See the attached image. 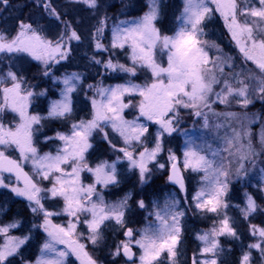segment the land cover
I'll return each mask as SVG.
<instances>
[{
	"label": "snow or ice",
	"instance_id": "6c2138e0",
	"mask_svg": "<svg viewBox=\"0 0 264 264\" xmlns=\"http://www.w3.org/2000/svg\"><path fill=\"white\" fill-rule=\"evenodd\" d=\"M76 2L84 3L89 8L97 7V0ZM0 3L7 5L8 0H0ZM209 3L215 5V9L209 7ZM183 5L181 14L176 18V30L171 35L162 34L156 27L161 15L162 0H146L147 10L142 16L120 21L113 26L112 47L125 48L127 45L131 49L133 66L114 64L111 59L107 62H94L104 63L106 68L131 74H135L137 65L147 67L151 70L153 82L144 86L124 84L107 88L97 87L96 94L100 99L91 100L92 118L73 123L69 133L58 132L55 139L62 141L63 146L56 149L55 155L50 152L41 155L35 146V137L43 127L42 120L63 119L72 114V97L81 86L82 75L71 72L65 73L63 77L52 76L54 83L59 82L63 87L59 89L60 99L50 102L46 116L28 113L33 95H46V90L38 94L25 90L24 79L11 70V64L9 70L0 75V85L10 83V86L0 87V113L11 111L19 117V123L12 126L0 121V188L10 189L16 196L25 197L34 216L42 217V223L33 224L32 228H43L46 233V239L39 248V255L34 261H30L25 260L21 253L22 246L31 239V229L29 235L15 236L10 234V230L18 228L19 221L0 225V264H66L69 255H74L80 264H97L86 250V245L81 243L83 234L77 236L81 214L91 217L83 223L88 228L86 239L93 246L103 239L101 229L105 222L114 220L117 225L126 228L125 213L129 210L128 201L131 194H127L117 203L107 204L96 188V185L108 187L120 183L117 178V161H103L95 168L85 163V153L92 147L89 141L95 133L102 134L107 140L108 133L104 129L111 127L114 133L119 134L125 147L117 149L115 145H111V141L109 144L114 151L123 153L129 170H139L140 182L143 184L150 173L149 162L155 161L157 154L163 150L162 137L181 131L179 109H190L194 116L202 117L203 127L207 129L210 127L209 116L204 110L211 112L213 102L228 105L230 99H236L242 107H247L252 102L249 96L253 91L258 92L264 99V0H183ZM44 7L49 15L59 19V13L51 7L50 0H46ZM213 11L220 13L239 52L246 61L253 62L259 72L257 74L252 69L233 72L231 76L239 86L234 87L225 79L224 88L215 93L216 101H211L210 98L214 92L213 85L219 83L217 73L223 74L224 65L231 57L224 54L218 45L200 39L205 35L204 22L211 18ZM105 23L106 18L100 21L95 37L96 48L107 51L99 40ZM65 29V33L53 43L42 38L32 24L21 22L15 36L0 32V58L7 57L11 60L18 53H27L46 65L44 75L49 76L52 67L50 62L59 63L60 60L67 59L69 49L65 46V37L68 41L80 40L74 29L69 31L68 22H65ZM206 48H215L220 55L211 58ZM157 49L161 55L167 56L166 67L157 62ZM88 87L91 89L94 86ZM134 92L141 97L138 104L132 105L131 100L125 103V95ZM129 107L138 108L139 116L136 119L124 118L123 112ZM212 115H224L227 118L235 114L212 112ZM141 118L159 127L155 134L154 147H144L137 158L134 152L128 149L142 144V138L148 132L147 125L140 122ZM214 127L218 131L223 125L216 124ZM185 135L187 136V132ZM248 135L247 132L242 134L233 129L231 135L218 137L225 145L222 149H213L206 142L197 144L188 136L185 142L184 168L203 173L202 187L192 197L197 209L220 214L221 209L229 207L222 199L227 192L230 175L226 162L230 166V158L238 157L239 167L236 174L239 176L244 171V161L251 160L255 164V157L259 155L250 138L247 144L241 143L243 136ZM52 139L54 138L45 137V140ZM261 143L264 145V134L261 135ZM13 151L18 152V158L9 154ZM221 152L228 153V157L222 156ZM119 159L120 157H117V160ZM169 160L173 162L169 180L179 184L183 190V178L175 163L176 156L171 152ZM25 164L31 165L33 175L24 170ZM158 166L164 168L163 164ZM68 168L70 171L66 170ZM83 171L94 175V184L84 185L81 182L80 174ZM261 171L264 172V169ZM35 178L40 181H52V187L42 189ZM21 182L22 187L18 186ZM49 198H62V212L72 218L66 227L52 223L50 218L61 213L45 208L42 201ZM137 203L140 208L146 207L143 200ZM178 204L179 201L173 198L166 201L163 207L153 205L155 211L151 215L155 216V221L139 230V238H136L134 229L126 228L123 233L126 239L116 246L112 252L113 257L123 254L130 264H135L136 254L132 249L138 247L139 264H161L162 253H167L171 264H177L180 218L184 216V212L175 210ZM259 207L255 199L247 195L245 206L240 208V211L244 218L248 219ZM250 231L258 239L256 243L248 245V251L241 257V264H252L253 249L259 251L260 260L264 262V227L251 225ZM220 236L237 238V232L226 214L218 228L213 227L211 231L198 235L197 239L203 245L199 256L203 258L198 259L197 254H194L192 264H218V257L223 251L218 239Z\"/></svg>",
	"mask_w": 264,
	"mask_h": 264
},
{
	"label": "rangeland",
	"instance_id": "374dc122",
	"mask_svg": "<svg viewBox=\"0 0 264 264\" xmlns=\"http://www.w3.org/2000/svg\"><path fill=\"white\" fill-rule=\"evenodd\" d=\"M39 1H41V5L44 7V3L46 2V0H39ZM61 1L63 2L62 4L65 6L70 5L68 6V9L70 10L69 16L72 20L73 19L75 20V16H73L72 14L77 12V9L80 6L88 7L84 3L76 2V0H61ZM139 2L141 4L138 3V1L134 3V5L131 7L132 13L130 14L125 13V10H122L119 13V15L116 16L113 23L109 25L105 33L106 35L102 33V35L99 37L100 43H102L107 49V51L103 49H99V52L100 53L104 52L106 56L108 57V60L111 59L114 64L124 65L125 67L133 66V62L130 58L131 49L127 45L125 46V48H119V47L113 48L112 47V28L115 24L119 23L120 21L132 20L134 18L142 16L144 12L147 10L145 6L146 0H139ZM168 2H170V4L172 5H175V2L177 3L174 10L171 11V13L173 12L172 15H174V17L171 16L169 12L163 11L164 4H167ZM58 4L59 3H57L56 5ZM183 6H184L183 0H162L161 15H160L159 20L156 22V27L159 29H160V25L158 22L161 23L162 29H164L162 31V34L171 35L176 30L177 23H178L176 18L181 14ZM209 7L215 9V5L211 3H209ZM12 14H13L12 19H13L14 12ZM6 17L7 16H4V18ZM4 18H1V19H4ZM165 18L168 19L166 23L164 20ZM213 18H217L219 21H221L224 32H226V35H227V43H228V46L226 47L225 51H223V53L231 57V60L227 64L224 65L223 74L221 75L219 72L217 73L219 83L213 85L214 92L210 98L211 101H216L215 93L220 92L221 89L224 88L225 79H228L229 82L232 83L234 87L239 86L231 76L233 72H240L242 69H252L257 74H259V72L256 69V66L253 64V62L246 61L243 55L239 52V48L236 45L235 41L232 39L231 33L229 29L226 27L225 21L221 17L220 13L213 11L211 18L206 21H212ZM46 21H51V23H54V18L53 17L49 18ZM3 22L4 21L0 20V32H6L9 36H15L16 33L19 31V24L21 22L20 21L13 22V25L11 26ZM74 27L77 28V24H75ZM38 33L41 35L42 38L52 41L53 43L56 42V40L52 39L51 33L44 35L43 29L40 30ZM204 33H205V29H204ZM200 39L202 41H206L204 38V35L200 37ZM209 44H213V43L209 42ZM65 46L67 48V43ZM93 49L97 51L96 44H93ZM205 50L208 51L209 57L211 58H215L220 55V53L217 52L215 48H211V49L206 48ZM20 55L36 63H39L40 65H45L42 61L34 59L32 56H30L27 53H18L16 56H20ZM14 58H12V60ZM156 60L158 63L162 64L163 66L165 67L167 66V56L161 55L158 49L156 52ZM10 61L11 60H9L7 57L0 58V75H2L4 72H7L9 70V65L11 64ZM232 65H235V67H232ZM12 67L13 66H11V70L13 69ZM111 70H113L111 73L112 74L111 77L118 76V78L115 81L106 83L105 85L101 87L107 88L110 86L124 85V84H136V85L144 86V85L152 83L154 79L150 69H148L147 67H140L139 65L136 66L135 74L126 73V72L120 71L119 69H115V70L111 69ZM50 71H51V75L45 76L44 72H42V77H38L39 80L41 81L40 83L41 85L39 86L40 87L39 93L44 92L46 90V95H33V97L30 99V103L28 106V113L30 115L46 116L48 113L50 102L53 100L60 99L59 89L63 87V85L59 82L54 83L52 79L53 75L56 77H63L65 73L77 72V73H80L82 77H84L83 76L84 71H81L80 69L73 68V67L61 68V69H58L56 72H53L52 70ZM46 83H48V86L46 85ZM27 84L24 83L25 90H31L28 87H26ZM34 84L37 85L36 83ZM5 86H10V83L5 84V85H0V87H5ZM87 86H88V83L85 80L81 82V86H80L81 94L79 96V100H76V102L83 100L82 102H85L88 105H90L91 107V112L89 114L90 116L88 118L85 116L84 118L79 116L77 119L73 120L71 123L62 124L61 127L52 126L53 122L51 121L55 119L42 120L41 124L43 125V127L40 128V131L37 133V136L35 137V146L38 148L41 155L44 153H48V152L55 155L56 149L58 147L63 146L62 141L55 139L56 134L58 132L69 133L71 130V125L73 123H79L81 120L87 121L92 118L93 108H92L91 100L93 98L99 100L100 97L96 94V89L94 90L93 95H89L90 93L87 92ZM33 93L38 94L36 92H33ZM140 99L141 97L138 95V93L134 92L131 94H126L124 97V102L128 103L129 100H131L132 105H137ZM249 99L252 102L247 107H242L241 104L238 103L236 99H230V104L228 105V107L225 104H221V103L218 104L219 102H213V103H217V105H220L221 108L218 109L217 111L213 110L212 109L213 103H212L211 112H208L207 109L204 110L205 112H207L209 116L210 127L207 129L203 127L204 120L202 117L194 116L192 114V110L190 109H182V108L179 109V114H180L179 128L181 129V131L175 132L170 136L165 134V136L162 137L161 142L163 145V150L157 154L155 161L149 162L148 168L150 169V173L147 175L146 182L151 180L150 178L153 177L154 172L163 173L164 179H166L167 168L169 164L172 162L169 160V155L171 152L172 154L176 156L177 166L180 169L182 178L184 179V183L188 184L189 192L187 193V195L182 194V193L180 195H177L175 189L165 186V187H161L162 191L159 194H154L150 196L151 206L149 207V209H147V207L139 208L140 210H142V213H144V215L142 216L143 223H141L136 229H134L136 238H139V230L147 227L149 223L155 221V216L151 215L155 211L153 205H159L160 207H163L166 201H170L174 198L175 200L179 201V204L176 206L175 210L184 212V216L180 218V228L185 222H188V220H192L194 222L195 221L204 222L203 224H200V225L196 224L195 228L193 227L190 232L191 239L193 240L191 244L193 245L194 250L195 249L196 250L194 252L191 249L188 250L187 255L189 257L188 256L186 257V264H192V258L194 254H197L198 259L203 258L199 256L200 249L203 245H202V242L197 239V237L198 235L211 231L213 227L218 228L220 225V221L224 219L225 214L229 218L232 226L235 228L237 232V238H233L229 236L218 237L220 246L223 249V251L220 253L218 257V264H221L222 259L225 256V250L230 246L229 241L231 240L232 242H236L238 246L237 247L238 249L236 251L238 253V258L235 264H241V257L246 251H248V245L252 243H256L258 239L257 237H254L251 234L249 225H248L249 228L245 227V229L242 231L234 224L235 220L233 218H237V220L245 219L240 211V208H243L245 206L246 197L247 195H249L248 192L246 191V187H242V190H239L238 198H240V202L238 204L232 203L230 208L228 207L227 209H221L220 214L197 209L195 207V201H193L192 197L198 191H200L202 187L203 173L193 172L190 168L189 169L184 168V151H185V142L188 136L192 137L196 141L197 144L202 145L206 142L207 144H210L213 149H222L225 147V145L222 139H219V138L224 137L226 134L231 135L233 129L241 132L242 134L244 132H247L249 135L243 136L241 143L247 144L250 138L253 147L255 148L256 152L259 154L255 157V164H253L251 160L244 161L245 163L248 164V167H247L248 177L247 178L249 179V183H251L252 186L255 185L257 181L259 182L258 186L261 191V196L264 197V172L261 171V169H263L264 167L261 163V161H263L264 163V145H262L261 143V135L264 134V118H261V119L259 118V113L255 110L254 108L255 106L253 105V102H255V100L261 101L262 98L260 97V94L258 92L253 91L252 94L249 96ZM212 112L220 113V114L234 113L235 115L225 118L224 115H212ZM123 115H124V118L127 120L136 119L139 116L138 108L136 107L126 108L123 112ZM0 121H2L5 125L12 126L15 123H19V117L17 114L11 111H5L3 113H0ZM140 122L145 123L147 125L148 132L145 134V137L142 138L143 140L142 144H136L133 147H130L128 149L129 151H133L134 155H136L137 158H138L139 152L143 151L144 147H147L149 149L154 147L155 142H156L155 134H156L157 128L159 127L155 123L151 121H147L144 118H141ZM216 124H221L223 125V127H221L217 131L214 127V125ZM254 126H256V128ZM253 127L255 128L254 131L252 130ZM104 130L108 133L107 140H105L103 138V135L100 133H95L93 137L90 138L89 142L91 143L92 146L96 145L97 143L99 144V146L103 145V147L101 146L102 148H98L97 153L93 154V158L87 159L85 163L89 167L95 168L97 164L103 161H107L108 163H111L112 161H117V164H116L117 174H118L117 178L119 181L122 182L123 181L122 179H124L125 177H129L132 174L134 179L140 182L139 170L138 169L129 170L128 161L124 159L123 153L119 151H114L111 146V145H115L117 149L125 147L123 139L119 136L118 133H114L111 127H107ZM185 132H187V136L185 135ZM45 137H53L54 139L45 140ZM109 141H111V145L109 144ZM89 150L90 148L85 153V157H86V154L89 152ZM233 151H235V149H233ZM262 153H263V157L260 158L262 156ZM9 154H12L16 158H18V152L13 151V152H10ZM221 155L228 157V153H225V152H221ZM117 157H120V159L117 160ZM230 159L232 161L230 166L226 162V167H228V170L230 173L228 182L231 179H233V181L237 179L238 175L236 174V169L239 167L238 157H231ZM159 164H163L164 168H160L158 166ZM24 168L30 175H33L30 164H25ZM66 170L70 171V168ZM239 176L242 178L243 173L242 175L240 174ZM35 179L37 180L38 186L41 187L42 189H48L52 187V181H49V180L40 181L38 178H35ZM80 179L84 185L95 183L94 175L87 171L81 172ZM53 180H54V177H53ZM13 183L16 184L15 180H13ZM96 188H97V192L102 194V191L105 190L107 187H104L103 185H96ZM228 192H229V187L227 189V192L224 194L222 198L223 201L227 204H228V199H227V202L225 200L229 196ZM49 197H50V194H49ZM103 198L107 204L117 203L122 199V198H117L116 200H111V198L105 199L104 196ZM140 200H142V198L138 196L133 198V201L135 202L136 206L138 205L137 202ZM15 201H18L19 203H21L19 207L21 210V214H24V215L17 217L15 214L16 212L14 211L11 213V217H9L8 219L5 218L6 219L5 220L3 218L4 215L6 214L7 210L11 207L10 204L12 203L15 204ZM42 203H44L45 208H47L49 211L61 213V215L53 216L50 218L53 224L66 227L69 220L72 219L67 214H64L62 212V209L64 206L62 198H49L47 200H43ZM19 213L20 212H18L17 214ZM250 217H254V214ZM90 218H91L90 215L81 214L80 216L81 223L77 225V236L79 237L80 234H83V237H81V243H84L86 245V250L97 261V264H109L106 258L109 259L110 261L115 258L113 257L112 252L115 251L116 246L121 241L126 239L123 233L126 230V228H130V227L126 226V228H123L121 232L122 238L118 239L115 242V244L112 245L111 247H107V249L102 251L100 255L101 257H98L96 256L97 251L101 250L100 246L101 244H103V241L105 238L103 237V239L95 246H93L90 243V241L86 239V237L88 236V228L83 223V221L85 219H90ZM16 221H19V227L16 229H11L10 230L11 235H15V236L29 235V229H31V238L33 235L35 236L37 232L41 234L40 235L41 238H39V243H38V247L36 249L35 255L31 259H25V260L34 261L36 257L39 255V248L41 247L44 240L46 239V233L44 232L43 228H32V225L33 224L39 225L40 223H42V217L38 218L34 216V214L31 212L29 208V202L27 201L25 197L16 196L14 193L11 192L10 189L0 188V225L9 224V223L16 222ZM110 222L117 225L114 220ZM254 225L261 227L257 223H255ZM103 229L104 228H102L101 230ZM241 235L246 236L245 242H242L240 240ZM0 243H2V238H0ZM58 247H63V245H58ZM183 249L184 248L182 245L180 247H178L177 245V250H178L177 264L185 263V255H184V251H182ZM133 252L136 254L134 257L135 264H139L138 257L140 255V251L138 247H133ZM251 255H252V264H264V262L260 260L258 250L253 249ZM117 257H120L122 259V261L118 262L117 264H130V262L122 258L121 255ZM160 261H161V264H171V261L168 259L167 253H162L160 257ZM66 264H80V262L74 255H69V257L67 258Z\"/></svg>",
	"mask_w": 264,
	"mask_h": 264
},
{
	"label": "trees",
	"instance_id": "16d2710c",
	"mask_svg": "<svg viewBox=\"0 0 264 264\" xmlns=\"http://www.w3.org/2000/svg\"><path fill=\"white\" fill-rule=\"evenodd\" d=\"M136 1L140 3L139 0H97L96 8L80 6L77 9V12L72 14L73 16H75V20H72L69 16L70 10L68 9V6L70 5H63V2L61 0H51V7L55 8L56 12L59 13V19H57L55 16L49 15L48 11H46L45 7L41 5V1L39 0H8L7 5L0 3V20L4 21L3 23L8 24L10 26L13 25V22L18 21L32 24V26L38 32L43 29L44 35L51 33L52 39L56 41L61 37L62 33H65V22H68L70 24L69 31L71 29H74L80 36V40L68 41L65 37L64 42L65 45L67 43V48L69 49L67 59L60 60L59 63L50 62L52 63L51 70L53 72H56L58 69L61 68L73 67L84 71V77L82 81L85 80L88 83V86H94L91 89H89V87L87 86V92L90 93L89 95H93V92L97 87H101L106 83L113 82L118 78V76L111 77V73L113 70L106 68L104 63L96 64L94 62V60H100L104 62L108 61V57L104 52L100 53L99 49H97V51L93 49V44H96L97 42V38L95 37L96 29L97 27H100V21L106 18V23L103 29V33L105 34L109 25L113 23L116 16L119 15L122 10H125V13H132L131 7ZM57 3L59 4L56 5ZM176 4V2L175 5L170 4V2L164 4L163 11L169 12L170 15L174 17V15H172L173 12L171 13V11L174 10ZM13 12L14 20L12 19ZM4 16L7 17L4 18ZM52 17L54 18V23H51V21H46L47 19ZM164 20L166 23L168 19L165 18ZM212 21H206L203 25L205 29L204 38L206 41L218 45L220 49L225 51L226 47L228 46L226 32H224L221 21H219L217 18H213ZM158 23L162 32L164 29H162L161 23ZM75 24H77V28L74 27ZM10 63L11 66H13L12 70L16 72L18 76L23 77L25 84L28 83L26 87L31 89L32 92L39 93V86L41 85V81L38 77H42V72L46 70V65H40L39 63L27 59L22 55L16 56L13 60L11 59ZM34 83H36L37 85H35ZM46 85L48 86V83H46ZM80 92L81 90L79 88L77 93L73 94L72 114L67 118L52 120V126L61 127L62 124L71 123L79 116H81L82 118H84V116L87 118L90 116V105L85 102H82L83 100L76 102V100H79V96L81 94ZM228 105L226 106L228 107ZM253 105L255 106V110L259 113V118H264V99H262L261 101L255 100V102H253ZM220 108L221 106L217 105V103L212 104L213 110L217 111ZM254 127L256 128V126ZM254 127L252 129L253 131L255 129ZM101 146L103 147V145ZM101 146H99V144L97 143L96 145H93L90 148L89 152L86 154L85 160L92 159L93 154L97 153V149L102 148ZM12 156L15 157L14 155ZM262 157L263 153L260 158ZM261 163L264 166L263 161H261ZM244 164L245 168L242 172L243 177L241 178L240 176H238L236 180L233 181V179H231L228 182L229 196L228 198H226V200L224 199L226 202L228 199L229 208L231 207L232 203L238 204L240 202V198H238L239 190H242V187H246V191L248 192V194L251 195L255 199L256 203L260 206L257 212L254 213V217H249L248 219L244 220H237V218H233L235 220L234 224L242 231L245 229V227L249 228L248 225L251 226L255 223L259 224V226L261 227H264V197L261 196L258 181L253 186L251 183H249V179L247 178L248 164L245 162ZM150 179V181L141 184L140 182L136 181L133 175L131 174V176L122 179L123 181H120V184L109 185L105 190L102 191V195L105 197V199L111 198V200H116L117 198L123 199L127 194H131V199H129L128 201L129 210H127L125 213V225L132 229H136L141 223H143L142 216L144 215V213H142V210L139 209L140 207H138V205H135V202L133 201L134 197L138 196L142 198L145 203V206L147 207V209H149V207L151 206L150 196L154 194H159L162 191L161 187L167 186L171 187L172 189H175L171 184L166 181V179H164L163 173L154 172L153 177H151ZM184 189L185 194L187 195V193L189 192L188 184H185ZM175 190L177 195L181 194L178 189ZM20 204L21 203H19L18 201H15V204H10L11 207L7 210L3 218L8 219L9 217H11V213L14 211L16 212L15 214L17 217L24 215L21 214V210L19 207ZM18 212L20 213L17 214ZM195 222L192 220H188V222H185L181 227L178 247L182 245L184 248L182 250L184 251L185 255L184 264H186L188 250L191 249L193 250V252L196 250H194L193 245L191 244L193 240L191 239L190 232L193 227L195 228L196 224L200 225L204 223L201 221ZM102 228H104L102 230V235L105 239L103 241V244H101L100 246L101 250L97 251L96 256L98 257H101L100 255L102 251L107 249V247H111L115 244L118 239L122 238V227L117 226L109 221L105 222V224L102 225ZM40 235L41 234L37 232L35 236H32V238L26 245L22 246L21 254L24 259H31L35 255L39 243V238H41ZM245 239L246 236L241 235L240 240L242 242H245ZM229 243L230 246L225 250V256L223 257L221 264H235L237 262V243L232 242V240L229 241ZM17 259H19V257ZM106 260L109 264H117L118 262L122 261L120 257H115L111 261L107 258Z\"/></svg>",
	"mask_w": 264,
	"mask_h": 264
},
{
	"label": "water",
	"instance_id": "95a60500",
	"mask_svg": "<svg viewBox=\"0 0 264 264\" xmlns=\"http://www.w3.org/2000/svg\"><path fill=\"white\" fill-rule=\"evenodd\" d=\"M172 163H173V162H171V164L168 166L169 168H168V170H167L166 179L168 180V182H170V183L173 184L175 187H177L178 189L181 190L179 184H177V183H175V182L169 180V177L172 175ZM175 163H176V165H177V162H176V161H175ZM177 168H178V167H177ZM178 170H179V168H178ZM179 173H180V171H179ZM180 176H181V173H180ZM20 185L23 186L22 182L20 183ZM181 191L183 192L184 189L181 190ZM121 255H122L123 258H125V259L127 260V258L124 257L123 254H121Z\"/></svg>",
	"mask_w": 264,
	"mask_h": 264
}]
</instances>
